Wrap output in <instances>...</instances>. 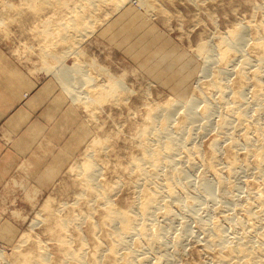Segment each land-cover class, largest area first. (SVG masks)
Returning <instances> with one entry per match:
<instances>
[{
	"label": "rangeland",
	"instance_id": "1",
	"mask_svg": "<svg viewBox=\"0 0 264 264\" xmlns=\"http://www.w3.org/2000/svg\"><path fill=\"white\" fill-rule=\"evenodd\" d=\"M22 1L24 0L13 1L15 6L17 5V8L13 6V8L4 9L2 13L0 10V13L4 14V17L6 18L5 24L0 23V60H10L11 62H13V64H16L20 70H28V72L33 75L34 88H37L39 85H41V83L49 81L51 94L49 104H52L53 99L57 95H59L58 100L54 102V106L56 105L55 108L57 109L58 107L60 109V112L59 117H50V126L48 129H46L47 133L43 131L44 128L42 129L40 127L39 129H37V126H39V124H35L34 138L32 139L31 148L33 150V153L28 157L19 155L17 169L12 174L11 178L7 182V185L2 190L3 193L0 201V264H5L7 261H12V258L17 251H22L25 249V247L27 248L28 246H31L33 244V242L35 241H33V239H39L42 240V242H45V244L47 243L46 246H48V253L53 255L50 256V261L52 260L51 264H62L60 260L63 259L64 255L60 250L56 239L52 240V238L54 237L52 234L50 235L49 231L47 232L44 222L43 224L40 223L39 225H37L36 221H41V218L45 217L46 214H48V211L44 210L45 205L51 206L50 203L52 204L53 202L52 206L54 208H51L55 209L58 208L59 205L63 206V203L70 205L72 201H74V199L76 198L74 196L76 194L74 193H77L80 190L81 185L78 183L79 181H77V179L79 178L76 179V174L78 173L76 172V170L72 171V168L77 165H81L80 163H83V161L88 158L87 154H93L92 151H95L96 149L95 147H92L94 143L92 145L90 144L92 142H95L99 137L102 138L105 134L111 136L109 139V144L111 139V144H114V142L115 144H117L111 145V151H109L110 149L108 150V153L110 152L109 154L111 155V153H114V149L116 148V146L118 147V149H115L116 155L115 153L112 155H115L114 158L116 159L117 163L115 162L113 157L112 159L114 161H111V156H108L109 154L107 152H101V156L100 152L96 150L99 153V156L97 152L95 154V152L93 151L94 155L99 156L104 163H107L103 165L105 168H103L102 170V176L104 178L102 179L104 181L108 180L107 182H111L113 180V177L117 174L119 164L122 162L126 166H128V164L125 163L130 159L128 157H131L132 154L136 155L139 153L137 152L139 148H137V146L134 144V140L136 138L134 137V135H132V133L136 134L135 127H137V125L139 127L140 124L145 121V119L143 118H145L147 113L149 112V108H147L148 105H159V103L161 105H166L168 103L171 104L170 102H172V106L174 107L180 104L181 101L183 102L189 100L191 96L201 97L203 95L202 97H204L205 93L207 92L206 95L210 96L211 101H214L213 104H215L216 102L217 106H215L217 108L215 107V109L217 110L214 109L208 115V117L204 118L203 120L200 119L196 123L194 122L195 124L192 123V125H190V128L188 126V128H183L179 131V129L177 130V127L175 126H177L181 122V119H183L185 112L182 111L180 107H178V109L180 108V110H178L179 112H177L176 110L178 114L174 113L177 115V117H175L176 115L174 116L175 122L172 119L173 127L171 125L169 132L173 131L175 134L173 132L172 134L178 136L177 145H183L181 147L182 150L180 151H183L185 146V150H187V148H192L195 145L194 147H197L200 151H202V153H204V156H208L207 152L210 151L211 147L209 145H211V143L215 139H217L219 135V129L216 127L218 124V120H220V113H223V109L218 104L220 95L211 91V89H209V91L212 95L210 93L208 94L209 85L207 86V84L211 80L210 76L212 75V73H214L215 70H218L217 68H219L220 65H218L219 63L216 60L205 63V61H203V58L205 59V57L201 53L199 54L198 45L201 40H208L210 44L216 46V44H218L219 42L220 37L223 35L225 36L226 33L233 30V28H235L238 23H246L250 20L254 22H261L260 20H262V22H264V0H149V6H143L140 0H125V2H123V0V4H121V6H117V2L113 3L112 0L111 2H107L99 7V9L96 11V13L93 14V17L91 19L94 21H91L92 23L89 22V25L87 24L88 30H82V35L81 33H78V35H76L78 37L75 38V41L74 37L76 36L72 37V35H74L72 34V32L77 33L75 31H71L69 33L70 37L67 38V41H65L62 35L60 36L59 34V29L61 31V23H59L58 25V20L61 19L62 16L64 17L67 13V9L64 5L62 6L61 4L60 7L59 5L55 7H42L43 9L36 6L35 8H37V10L34 8V6H31L33 8L32 9L30 5L21 3ZM72 2L69 3L71 4ZM68 4L65 5H67L68 7ZM259 5L262 6L263 9L255 8ZM107 8L109 9L107 10ZM65 11L66 13H64ZM46 17L52 20L47 21L48 19ZM45 33L48 34L46 35ZM71 37L73 39H71ZM69 45H72L73 48L76 47L74 49H76L77 52H74L76 53L74 54L72 53V51L67 53L68 55L65 56L63 52L65 49L67 50V47ZM247 45L248 44L243 45L242 49L240 47V52L244 55L247 54L246 56H252L253 54H251V49H248L250 48V46ZM46 51H48L49 53L51 51V53L49 54ZM55 52H57V54ZM53 55H57L58 58L54 57ZM60 55H64L66 58L64 56L60 57ZM75 61L78 62L74 63ZM79 61L81 62V65L79 64ZM61 63H63V65L67 63L68 67L74 68L77 67V65L80 66V71L82 74H76L75 76L77 78H80V76L83 77L85 74L87 75V77L91 76L88 80L89 82L87 85H82L83 87H80V84H76L75 89L80 90V92H74V89L72 93L65 90L64 85L60 84L62 82H60L61 80L59 81L57 79V75L56 73H54V71L55 66L57 65L56 67H59ZM50 66L53 67L54 70L49 71ZM203 68H205V70ZM213 69L214 71H212ZM230 69L232 71L228 69L230 75H226L227 77H225V81H227V85L230 83L228 85L229 88L227 89V91L230 90L232 92V88L236 83V75L235 71L231 67ZM93 76L94 79L92 80L91 78H93ZM19 78L20 80L23 79L24 75L19 76ZM117 80H121L125 88L120 90L117 89L118 96L116 98L112 99V96L108 95L109 98H106L107 100L101 98L103 100H99V102L97 101V103L91 102V98H93L92 96L95 95L92 93H98L99 91L101 92V94H103V92H106L108 94L109 91V94L112 93V88L110 86L114 88L115 83L112 84L111 82H115ZM89 86L91 87L89 88ZM104 87H108V89H105ZM100 88L102 90H100ZM103 88L105 89V91ZM205 90L206 92H204ZM251 90H248L246 92V96H248V99L251 98ZM85 91L91 93L89 95L90 98H86L87 101H85L84 99L85 96L83 92ZM77 92L79 96L80 93L81 96L83 95V98L80 97V101L74 100L73 98L77 97V95H74V93L76 94ZM200 92L203 94H201ZM230 96L228 97L229 99ZM166 100L169 101L167 102ZM86 103L87 106L85 105ZM98 103L100 107L98 106ZM175 103L177 104L174 105ZM198 106L200 107L202 105H199L198 103ZM252 108L254 110H252ZM247 110H250V117H253L256 113V107L254 105H248ZM40 111L41 110H39L37 114L39 119L40 115L42 114ZM179 114L182 115L179 116ZM205 119L210 120L207 121ZM202 121L204 123H202ZM133 124L136 126H133ZM204 124H207L210 127ZM40 126L42 125L40 124ZM132 126L134 131H132L131 129ZM130 129L132 132L131 134H129ZM191 131L192 133L194 132V134H192ZM186 132L188 135L186 134ZM230 133L231 130L228 134L224 135L225 138H222L223 141L221 139V141L223 142L220 145V154L222 155V158H224V155H226L225 152L229 146L228 144H230L228 139L231 135ZM113 135L115 137L117 135L116 141H114L115 139H113ZM187 136L190 139H187ZM181 140L183 144L179 142ZM27 141L29 142V140ZM114 146L115 148H112ZM129 147L134 149V151ZM135 149H137L136 153ZM185 150L182 153V156L185 155ZM238 151L239 152L237 153L239 156H242L244 154L243 150ZM105 155L109 157L108 162L106 159L107 156ZM119 156H121L123 159ZM119 158L120 163L118 162ZM113 164H118V167L117 165L116 167H114ZM124 164H122L120 168L121 171L123 170ZM179 165L181 168H184V177L182 175V181L180 180L183 183H181L179 180V183L177 182L179 184L178 186L180 188V191L182 189L181 186L185 185V191L189 190V193L194 194V198L196 197L195 200L197 199L200 205L197 204L198 206H195L193 209L187 207L186 202H183V196L185 193L182 192L184 191L182 189L181 193L178 195V198H176L175 201L177 202L178 200V202L174 203L176 215L174 213V216L168 217L164 216L162 212L160 213L157 211L155 215L156 221L154 223L158 226L160 225L159 227H164L163 229H161L163 230L161 231L162 239L160 237L161 242L163 240V251L159 250L160 252H158V255H161L160 253L163 252L167 259L171 257L169 259L170 261H166L168 262V264H203L206 262L207 264L211 262L213 264V259H215V256L218 254V251L220 249L217 246H209L208 249L207 241L209 240H207V238H210V236L213 234V224L218 222V225L224 226L221 228L225 229L226 233L228 231V235L226 234L227 236H234L237 228L234 218H237L236 215L238 217L239 215H241L238 209L241 208V206L244 204V201L248 198V194L245 193V188L249 185V183L252 182L253 177L250 174L249 176L246 172L244 176V173L242 174V172L244 171L238 172L237 176H235V181L233 180V184L235 183L238 186H241V189H238L237 191L235 189H229L230 191L228 190L224 193L218 191V189L216 191V186L214 187L215 189H210L211 191L205 188L210 192L209 193L207 191L206 194L204 193V191H202V194L204 193L206 194V196H208L206 198L209 201H207L205 198V200L207 201L206 202L204 199H201V197H198L200 196L199 191L202 189L199 187L204 186V184L199 181V175H201L202 173V169H199L201 167L196 165L197 167L195 166L194 169V166H191L189 163H181ZM109 166L110 170L108 169ZM112 166L116 169V171L115 169H111ZM189 166L191 167V171ZM106 170L108 173L109 171L114 173L107 175V173L105 172ZM128 176L130 178V181L129 179H127ZM109 177H112V180H110ZM132 177L134 176H132L131 172H127L126 170V172H124L123 174L122 179L125 181V185L122 183V186H119L121 187L120 190L117 189L119 188L117 187V191L115 190L116 194L115 191H113L112 195L116 197L115 198L113 196V203L116 204V206H121V208H129L128 204H132L133 199L135 200L134 195L136 196V191H134L135 188L133 187V185H131L133 183H131V181L133 180ZM209 180L212 181L213 179L210 178ZM241 180L244 181L242 182ZM197 181L199 182V184H201V186ZM248 181L249 183L246 184L245 182ZM213 182L215 181L213 180ZM242 184L246 186L243 187ZM74 185L79 188L75 189L76 187ZM212 185L215 184L213 183ZM74 189L79 190L75 192ZM194 189L195 191H193ZM231 191L235 192V194ZM213 192L214 194H212ZM222 193L225 194V196ZM236 193L238 195H236ZM230 196H232V201L230 199ZM235 196H238L239 199H237V197L235 199ZM224 197H226L227 199ZM244 197L247 198L244 199ZM117 201L120 204H124L120 205L117 203ZM214 201L215 203H213ZM230 202L232 203L230 204ZM219 205L221 206L218 207ZM79 206L80 208H82L81 205ZM222 207L226 210H223ZM95 213L94 219H97V216H99L100 213ZM199 221H202V225ZM233 221L235 222V227ZM199 226H203L207 229L209 227L211 229H209L211 233L209 230L207 232L206 229L202 230L203 227L199 228ZM84 227L86 228L87 224H85ZM85 228H82L83 232L86 230ZM99 231L102 233H100ZM99 231V233L97 232L99 234H97V239L94 238V240H97L98 243H101V241L104 242L105 236L102 230ZM177 237L179 238L178 243H176ZM232 239L233 238H229L227 240L228 243L230 242L231 244ZM26 240H28L29 242L27 241L26 243ZM91 240L92 239L89 237L87 246L93 243V240ZM73 242V247L78 248L77 246H79V244L76 245L75 240ZM94 247V243L92 245H89L88 248L90 249V251L88 252H92ZM56 249L60 251H56ZM146 250L144 249V251ZM59 254L62 255L59 256ZM57 258L58 260L60 258V260H57L58 262L54 261V259L56 260ZM176 260H178V262Z\"/></svg>",
	"mask_w": 264,
	"mask_h": 264
},
{
	"label": "bare ground",
	"instance_id": "2",
	"mask_svg": "<svg viewBox=\"0 0 264 264\" xmlns=\"http://www.w3.org/2000/svg\"><path fill=\"white\" fill-rule=\"evenodd\" d=\"M13 1L12 0H0L1 13L4 9L13 8V6H15ZM72 1H74V2H72ZM111 1L112 0H65V1L64 0H24L21 3H23L25 5H30V7L34 6V8L36 6H38V8L39 7L42 8V7H50V6L55 7L58 5L60 7L61 4H62V6L64 5L67 9V10L65 9L67 11V13H66V11L64 12V13H66L64 17L62 15H59L62 17H61V19L58 20L59 21L58 25H59V23H61V25H60L61 31L59 29L60 36L62 35L63 39L65 41H67V38L70 37L69 33L71 31L77 32V33L72 32V34H74V35H72V37H74V36L78 35V33H81V35H82V32H81L82 30H85V31L88 30L87 24L91 21H94V20H91L93 17V14L96 13V11L99 9V7L101 5H104L105 3L111 2ZM122 1L123 0H113V3L117 2L116 5L121 6V4H123V2H125V0L123 2ZM67 2L68 3L72 2L73 4L69 3L70 4L69 5ZM140 2L143 6L144 5H146V6L150 5L149 0H140ZM65 4H68V7ZM18 5H20V4H18ZM65 7H63V8H65ZM255 8L263 9L262 6H260V5L258 7L256 6ZM35 9H37V8H35ZM108 9L109 8H107V10ZM1 13H0V23L5 24L6 18L4 17V14H1ZM58 14H60V13H58ZM47 19H48L47 21L52 20L49 18H47ZM260 21L261 22H254V21L250 20L249 22H246V23H242V22L238 23L235 26V28H233V30H231L230 32L227 31L228 33H226L225 36L223 35L220 37L219 42H218V44H216V46H213L212 44H210V42L208 40L207 41L201 40L199 45H198L199 54L201 53L205 57V59L203 58V61H205V63L216 60L219 63L218 65H220L219 68H217L218 70H215V72L212 73V75H211L212 78L210 76L211 80L207 84V86L209 85V87H211V88L208 87V94L210 93L209 89H211V91L220 95L219 100H218V104L223 109V113H220L221 114L220 120L217 119L218 124H217L216 128L219 129V135H218L217 139H215L211 143V145H209L211 147H210V151L208 150L209 152H207L208 156H204L203 155L204 153H202V151H200L197 147H194L195 145L193 146V144H192L193 147L191 146L192 148H187V150H185L186 146L184 147V150L186 153L184 156H182V153L184 152V150L183 151H180V150H182L181 147L183 145L182 146H181V144L177 145L178 136L174 135L175 133L173 131L169 132L171 125H172V119L174 121V119H175L174 116L176 114H178L177 112H179L178 110H180V108L182 111L185 112V114H184L183 119H181V122L177 126H175V127H177L176 128L177 130L179 129V131H180V129L182 130L183 128L184 129L188 128V126L190 128V125H192V123L195 124L200 119L203 120L204 118L208 117V115L215 109V107L217 105H216V102H215V104H213L214 101H211L210 96L206 95L207 94L206 90L204 91V92H206L204 97H202L203 95L201 96L203 99L200 96H195V97L191 96V98L189 100H186L183 102L181 101V103L179 102L180 104H178V105H176L177 103H175L174 105H176V106H174V107L172 106V102H170L171 104L168 103L166 105H161L160 103H159V105L156 104L158 106L153 105L156 107L148 105L147 108H149V112L147 113L146 117H145V114H146V112H145V114H144L145 118H143V119H145V121H143V123L140 124L139 127H138V125H137V127H135L136 128V130H135L136 134L131 132V129H132V131H134L133 126H136V125H134L136 123L133 124L132 128L130 129V133H129V134L132 133V135H134V137L136 138L135 139L136 141L134 140V144L137 146V148H139V150L135 149V153H136V150L139 153L136 155L132 154L131 157H128L130 159L128 160V162H125L128 164V166H126L122 162L120 163L119 162L120 158H119L118 162L120 164L118 163L119 168L117 169L118 170L117 174L115 176L113 175L114 177L112 176L113 180H112V177H109V179L112 180L111 182H107L108 180L107 181L103 180L104 178L102 176V172H103L102 170H103V168H105L103 165L107 164V163L106 162L104 163L99 156L103 152L108 153L109 149H110L109 151H111V145H117V144H115L114 141L117 140L116 138H117L118 134L116 135V137L113 135V137H114L113 139H115L113 141L114 144H111L112 139L110 140V144H109V139L111 136L108 134H105L102 138L99 137L98 139H96L95 142H92L90 144V145H92L94 143L92 147L93 148L95 147V149L98 152H100V155L96 150L95 151L93 150L95 152V154L97 152V154L99 156L94 155V152L91 150L93 154H91V153L87 154L88 158L85 159V161H83V163H80L81 165H77L74 168H72V171L76 170V172L78 173V174H76V179L79 178V179H77V181H79L78 183L81 185L80 190L78 189L79 191L75 190L79 187H76L74 185L76 187V188L74 187L75 188L74 191L75 192L78 191L77 193H74V194H76V195H74L76 197V198L74 197L75 198L74 201H72V203L70 205L63 203V206L61 205L62 207L59 205L61 208L58 206V208L53 209L54 208L52 206L53 202L50 200L52 202V204L50 203L51 206H49V205L48 206L45 205L46 207L44 206V210L48 211V214H46L45 217H42L41 221H39V222L36 221L37 225H39L40 223L43 224V222H44L47 232L49 231L50 235L52 234L54 237V238H52V240L56 239V242L58 243L60 250L63 252V255H64L63 259L60 260V258H62V257L59 258V260L62 262V264H67V263L68 264H149V263L166 264L167 263L168 264V262H166V261L169 260L171 257L167 259L163 252H162L163 254L160 253L161 255H158V252H160L159 250L163 249V247H162L163 240L161 242L160 237L162 236L161 231H163L161 229H163L164 227L163 228L159 227L160 225L158 226L157 224L154 223L156 221L155 215H156L157 211L160 213L162 212L164 214V216H168V217L174 216V213H175L174 203L178 202V200H177V202H175V201H176V198H178V195L181 193L182 189L184 190L182 192L186 194V195L184 194V196H183L184 197L183 202H186L187 207L193 209L195 206L200 205V203H198L199 201L197 199L195 200L196 197L194 198V196H193L194 194L189 193L188 192L189 190L185 191V188H186V187H184L185 185H182L184 188L181 186L182 189L180 191V188L178 186L179 185L178 180L182 181V178H181L182 175L184 177V174H183L184 168H181L179 165L181 163H187V164L189 163L191 166H194V169H195L196 165L201 167V168H199V169H202L201 170L202 173H201V175H199V179H200L199 181L202 184H204L205 187L204 186L199 187L202 189L199 191L200 194L199 193L198 194L200 196H198V197H201V199H204V200L206 197H208V196H206L207 191L210 189L211 190L215 189L214 188L215 186H216V191L218 189V191H221L224 193L227 192L229 189H231V190L235 189L236 191L238 189H241V186H238L235 183H234L235 185L233 184V180L235 179V176H237L238 172L244 171V172H242V174L244 173V176H245V172H246V173H248V175L250 174L253 177L251 183H249V181L245 182L246 184L249 183V185L245 188L246 189L245 193L248 194V196H247L248 198L246 197L247 198L246 199L244 197V199H246V200L245 201L243 200L244 204L241 206L240 209H238L239 213L242 216L239 215V217H238L236 215L237 218H234L235 219L234 221L236 222V226H237L235 233L233 232L234 236H232V237L227 236L228 231L226 233L225 229L221 228L224 226H220L217 224L218 222H216L213 224V228H212L213 234L212 235L210 234L212 237L210 236V238H207V240H209V241H207V244H208V249H209V246H211V247L217 246L218 248H220L218 251V254L215 256V259H213L214 260L213 264H264V106H263L264 105V103H263L264 102V22H262V20H260ZM44 26H47V25H44ZM45 34H44V36H45ZM86 34H84V35H86ZM217 36H218V34H217ZM72 37H71V39H73ZM77 37L78 36L74 37V41H75V38H77ZM247 37H248V39H247ZM61 41H63V40H61ZM245 44H248L250 46V48H248V49H251V52H252L251 54H253L252 56H250V55L246 56L247 54L244 55L243 53L240 52L242 49V46ZM43 45H45V44H43ZM74 46H76V45H74ZM240 47H241V49H240ZM74 48H76V47H74ZM74 48L72 45H69L67 47V50L65 49L64 52L63 51L62 52L66 56V55H68L67 53H69V52H72V51H73L72 53L77 52V50ZM36 51H38V50H36ZM243 51H244V49H243ZM46 52H48V51H46ZM50 53H51V51H50ZM55 53L57 54V52H55ZM38 54H39V52H38ZM74 54H76V53H74ZM64 55H62V56L60 55V57H63ZM53 56L58 58L57 55H53ZM200 57H202V56H200ZM77 62L75 61L74 63H77ZM79 64L81 65V62ZM65 65L67 66V63ZM65 65H63V63H61V65L59 67H56L57 66L56 65L55 71H54V73H56V75H57V79L59 81L61 80L60 82H62L60 84L64 85L65 90L72 92L76 88V84H80L81 85L80 87H83L82 85L88 84V82H89L88 80L90 79L91 76L87 77L86 74L83 77L80 76V78H77L75 76L76 74L81 73L80 66L77 65V67L74 68V67H68V66L66 67ZM230 67L235 71V75H236V83L234 84V86L232 88V92L230 90L227 91V89L229 88L228 85L230 83L227 85V83H226L227 81H225L226 80L225 77H227L226 75L227 74L230 75V73L228 72V69L231 70ZM203 69L205 70V68H203ZM52 70H54V68L50 66L49 71H52ZM212 71H214V69ZM50 73H52V72H50ZM91 79L93 80L94 76ZM233 82H235V81H233ZM111 83L112 84L115 83L114 88L112 86H110L112 88V90H111L112 93L109 94L110 91L108 92V94L106 92H105L106 94L104 92H103V94H101L100 91L98 93L97 92L92 93L95 95L94 96L91 95L93 97V98H91L93 100V101L91 100V102L97 103V101L99 102V100H103L106 98L108 99L109 98L108 95H111L112 99L116 98L118 96L117 95L118 94L117 89L120 90V89L125 88L121 80H117V81L111 82ZM90 87L91 86H89V88ZM106 88L108 89V87H106ZM105 89H104V91H105ZM205 89H207V88H205ZM100 90H102V89L100 88ZM248 90L252 91L251 92L252 95H251L250 99H248L247 98L248 96H246V92ZM76 91L80 92V90L75 89L74 92H76ZM81 92H82V90H81ZM83 93L85 96L84 99H85V101H87L86 98H90L89 95L91 93L88 91H85ZM201 94H203V93H201ZM74 95H77V97H73L74 100L80 101L81 98H83L82 97L83 95L81 96V93H80V96H79L78 92L76 94L74 93ZM229 96H230V99L228 98ZM101 98H103V99H101ZM115 100H117V99H115ZM82 101H84V100H82ZM166 101L168 102L169 100H166ZM176 101H174V102H176ZM100 102H102V101H100ZM198 103H199V105H202V106H200L201 108L198 106ZM89 104H91V103H89ZM85 105L87 106V103ZM248 105H254L256 107V111H255L256 113L253 117L249 116L250 110H247ZM98 106H99V103H98ZM178 107H180V108L178 109ZM182 107H183V109H182ZM176 110H177V112H176ZM215 110H217V109H215ZM252 110H254V109L252 108ZM127 111H129V110H127ZM218 112H219V110H218ZM174 113H176V114H174ZM181 115L179 114V116H181ZM175 117H177V115ZM160 119H161V121H160ZM205 120H207V119H205ZM208 120H210V119H208ZM138 123H141V122H138ZM202 123H204V122L202 121ZM206 123H208V122H206ZM175 125H176V123H175ZM204 125H207V124H204ZM172 127H173V125H172ZM208 127H210V126H208ZM208 127H206V128H208ZM202 128H203V126H202ZM189 130H191V129H189ZM206 130H209V129H206ZM230 130H231V133H230L231 135L229 134L230 137L228 138L230 144H228L229 146L226 145V146H228V148L226 147L227 148V150L225 152L226 155H224V158H222V155L220 154V152H221L220 151V148H221L220 145H221V143H223L222 138L224 137L225 134H228ZM192 131H191V133H192ZM172 132L174 134H172ZM187 132H188V130H187ZM187 132H186V134H187ZM199 133H200V131H199ZM202 133H204V132H202ZM112 134H114V133H112ZM192 134H194V132ZM102 135H103V133H102ZM181 135H179V136H181ZM226 136H228V135H226ZM189 137H190V134H189ZM179 139H180V137H179ZM182 139H183V137H182ZM187 139H190V138H188V136H187ZM221 139H222V141H221ZM179 142H181L183 144L182 140ZM123 147H122V150H123ZM131 147H129V148L132 149ZM93 148H91V149H93ZM112 148H115V146ZM116 148L118 149L117 146H116ZM129 148H128V150H129ZM133 148H134V146H133ZM115 149H114V153L116 155ZM132 150L134 151V149H132ZM238 150H243L244 154L242 156H239L237 153V152H239ZM113 154L111 153V155L110 154L108 155V156H111L110 159H112V157L114 158L115 155L112 156ZM117 154H119V153H117ZM105 156H107V155H105ZM107 157H106V159L108 162L109 157L108 158ZM119 157H121V156H119ZM114 160L116 162L115 158H114ZM114 160L112 159L111 161H114ZM109 162H110V160H109ZM118 164H115V165L113 164V165H114V167H116V165L118 167ZM122 164H124V167L125 166L126 167L125 168L123 167V170L121 171L120 168H121ZM110 166L108 167V169L110 168ZM111 169L114 170L115 168H113V166H112ZM126 170H127V172L130 171L132 176H134V177H132L133 178V180L131 181V183L133 182L132 184L129 182L130 181L129 176L127 179H129L128 182L131 185H133V187L135 188L134 191H136V193L135 192L134 193L136 194V196L134 195L135 200L133 199L132 204H130V205L128 204L129 208L126 207V205H125L126 208H121L120 205H123L124 203L120 204L117 201V203L120 204L119 205L120 207L116 206V204L113 203L114 202L113 201L114 195H112V193L115 190L117 191V189L120 190L121 187H119V186H122V183L125 185V181L122 179H123V174H124V172H126ZM115 171H116V169H115ZM187 171H188V169H187ZM190 171H191V167H190ZM105 172L107 173V175L114 173V172H110V171L108 173L107 170ZM106 173H104V174H106ZM125 177H126V175H125ZM208 178L209 179L212 178L215 182H213V180L212 181L209 180ZM238 180H239V178H238ZM181 183H183V182H181ZM191 183H192V181H191ZM213 183L215 185H212ZM126 184H127V182H126ZM198 184H199V182H198ZM199 185L201 186V184H199ZM244 186H246V185H243V187ZM117 187H119V188H117ZM205 188H207L208 190H206ZM116 191H115V194H116ZM193 191H195V189ZM202 191H204V193H206V194H204V193L202 194ZM196 192H198V191H196ZM231 192H233V191H231ZM233 193L235 194V192H233ZM212 194H214V192ZM234 194H232V195H234ZM223 195L225 196V194H223ZM236 195H238V194L236 193ZM245 196H246V194H245ZM231 197L232 196H230V199H231ZM236 197H237V199H239L238 196H235V199H236ZM240 197H241V195H240ZM224 198H226V197H224ZM206 200L209 201L207 198H206ZM210 200H212V199H210ZM231 201H232V199H231ZM129 203H131V202H129ZM213 203H215V201ZM224 203H225V201H224ZM231 203L232 202H230V204ZM47 204H48V202H47ZM79 205H81L82 208H80ZM177 206H179V205H177ZM220 206L221 205H219L218 207H220ZM51 207H53V208H51ZM232 207H234V206H232ZM160 210H162V211H160ZM223 210H226V209L223 208ZM95 212L100 213V215H99L100 217L97 216L98 217L97 219H94V213ZM220 212H221V210H220ZM226 212H228V211H226ZM38 215H40V214H38ZM175 215H176V213H175ZM158 218H159V216H158ZM163 219H164V217H163ZM38 220H40V219H38ZM202 220H203V218H202ZM221 220H223V219H221ZM234 221H233V223H234V227H235ZM85 224H87L86 228L84 227ZM200 224L202 225V221L200 222ZM208 225H210V224H208ZM202 227L203 226H199V228H202ZM82 228L83 229L85 228L86 230L83 232ZM204 229H206V232H207L210 228L208 227V229H207V228L203 227L202 230H204ZM99 230H102L104 232V236H105L104 242L101 241V243H98L97 240H94V238L97 239V234L100 232ZM100 233H102V232H100ZM210 233H211V231H210ZM205 234H204V236H205ZM198 236H199V234H198ZM51 237H50V239H51ZM89 237L93 240V243L95 244V247L93 248L92 252H90V253L88 252V251H90V249L88 247H89V245H92L93 243H91L87 246V244L89 242ZM226 237L233 238L232 241L230 240L232 242L231 244H230V242L228 243L227 240L229 238H226ZM25 238H26V236H25ZM99 239H101V238H99ZM161 239H162V237H161ZM74 240L76 241V245L79 244V246H77L78 248L73 247L72 244L74 243L73 242ZM27 241L28 240H26V243H27ZM29 241H30V239H29ZM33 241H34L33 244L30 243V244H32L31 246H28L27 248L25 247L24 250L21 249L22 251H20V250L17 251L13 256L12 261H7L5 264H51L52 260L50 261V256H53V255L48 253L49 252L47 249L48 246H46L47 243L45 244V242H42V240H39V239H33ZM176 241H177L176 243H178V241H179L178 237H177ZM24 242H25V240H24ZM227 244L228 245L230 244V245L228 246ZM74 246H75V244H74ZM52 249H54V248H52ZM144 249L145 250L147 249V250L144 251ZM60 250L56 249V251H60ZM147 251H149V252H147ZM176 254H178V253H176ZM61 255L62 254H59V256H61ZM57 260H58V258L56 260L54 259V261H57ZM176 261L178 262V260H176ZM59 264H61V263H59ZM203 264H207V262L203 263ZM209 264H212V262Z\"/></svg>",
	"mask_w": 264,
	"mask_h": 264
},
{
	"label": "crops",
	"instance_id": "3",
	"mask_svg": "<svg viewBox=\"0 0 264 264\" xmlns=\"http://www.w3.org/2000/svg\"><path fill=\"white\" fill-rule=\"evenodd\" d=\"M21 75L24 78L20 80ZM50 95L49 81L34 88L28 70H20L10 60H0V201L3 188L17 169L19 155L28 157L33 153L35 124L47 133L50 117H59L60 109L54 106L59 95L49 104Z\"/></svg>",
	"mask_w": 264,
	"mask_h": 264
}]
</instances>
